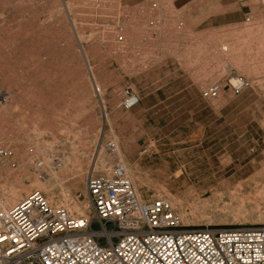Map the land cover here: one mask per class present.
I'll return each mask as SVG.
<instances>
[{"label":"rangeland","instance_id":"374dc122","mask_svg":"<svg viewBox=\"0 0 264 264\" xmlns=\"http://www.w3.org/2000/svg\"><path fill=\"white\" fill-rule=\"evenodd\" d=\"M130 1L0 0V142L16 163L0 164V196L40 191L77 215L74 205L89 208L90 174L123 162L140 198L168 199L185 226L264 225V3L212 0L243 13L207 30L174 0ZM233 74L251 83L242 95L201 97ZM128 88L141 103L126 111ZM44 157L53 167H36ZM252 177L258 190L232 194Z\"/></svg>","mask_w":264,"mask_h":264},{"label":"built area","instance_id":"2783aa9c","mask_svg":"<svg viewBox=\"0 0 264 264\" xmlns=\"http://www.w3.org/2000/svg\"><path fill=\"white\" fill-rule=\"evenodd\" d=\"M113 38L124 44L125 28L115 26ZM250 86L248 79L233 74L207 86L201 97L217 100L226 89L239 97ZM7 101L0 89V104ZM140 103L128 88L120 106L129 111ZM107 149L115 153L116 145ZM0 164L16 166L13 150L1 142ZM86 190V216L50 204L40 191L12 207L4 206L0 196V264H264V225L185 226L168 199L140 198L123 162L91 173Z\"/></svg>","mask_w":264,"mask_h":264},{"label":"crops","instance_id":"0c3cea01","mask_svg":"<svg viewBox=\"0 0 264 264\" xmlns=\"http://www.w3.org/2000/svg\"><path fill=\"white\" fill-rule=\"evenodd\" d=\"M151 1L153 0H138V4L145 5ZM174 3L176 12L184 13L185 21L194 29L210 30L236 26L243 13L241 9L237 10L236 3L227 5L217 1L212 3V0H187L186 3H183V0H174ZM230 9L234 11L228 12Z\"/></svg>","mask_w":264,"mask_h":264},{"label":"bare ground","instance_id":"6f19581e","mask_svg":"<svg viewBox=\"0 0 264 264\" xmlns=\"http://www.w3.org/2000/svg\"><path fill=\"white\" fill-rule=\"evenodd\" d=\"M226 45V44H225ZM228 46V45H227ZM229 50V48H227V47H225V46H223L222 48H221V52H227ZM233 51V50H232ZM229 52H231L230 50H229ZM221 54V53H220ZM229 54V53H228ZM224 55H226V54H224ZM231 55V54H230ZM230 55H228V56H230ZM227 56V55H226ZM225 56V57H226ZM44 146H47V145H44ZM53 146V145H52ZM45 148V147H44ZM46 149V148H45ZM52 148H50V150H51ZM51 151H53V150H51ZM116 151H117V146H116ZM26 156H28V155H26ZM52 158V157H51ZM51 158H48V157H44V162H42L43 163V166L41 167V169H48V168H51V167H53L52 165H54V160L56 159H54L53 160V158L51 159ZM30 161V160H29ZM106 163V162H105ZM105 163L103 162V163H101V167L102 168H104L105 167ZM98 168V167H97ZM105 169V168H104ZM50 170V169H49ZM109 170V169H108ZM55 175V174H54ZM254 182H255V184H254ZM258 183L259 182H257V181H255V177H252V178H249L248 180H246V181H244V182H240L235 188H234V192L232 193V194H236L237 192H240V189H242L243 188V186H250V187H252L251 185L252 184H254L255 185V189L256 190H258ZM14 187V186H13ZM249 187V188H250ZM38 188V187H37ZM21 191V190H20ZM243 191V190H242ZM257 192H259V196H261L263 193H262V191H257ZM264 192V191H263ZM256 194V195H257ZM6 196H5V198H3V205L4 206H7L8 204L10 205V204H16L17 202L19 203L20 201V195H19V191H17L16 189H14V188H12L11 187V189L5 194ZM22 201V200H21ZM49 201V200H48ZM49 203H50V201H49ZM51 204V203H50ZM65 204H66V202H65ZM8 205V206H9ZM203 206V205H202ZM12 207V206H11ZM199 206H197V208H198ZM203 208V207H202ZM72 209L75 211V213H77V215H80V216H86L87 215V213H88V211H89V208H88V205H86V204H84V205H79V204H76V205H74L73 207H72ZM204 209V208H203ZM193 210H195V209H193ZM198 212H199V210H198ZM201 213V212H200ZM196 214V213H195ZM198 215V214H197Z\"/></svg>","mask_w":264,"mask_h":264}]
</instances>
